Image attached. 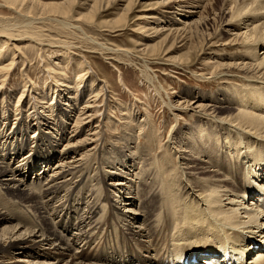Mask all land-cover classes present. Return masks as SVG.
Instances as JSON below:
<instances>
[{
  "label": "bare ground",
  "instance_id": "bare-ground-1",
  "mask_svg": "<svg viewBox=\"0 0 264 264\" xmlns=\"http://www.w3.org/2000/svg\"><path fill=\"white\" fill-rule=\"evenodd\" d=\"M2 1L19 13L51 15L86 38L65 18L93 20L112 10L111 26L120 27L145 2ZM151 2L138 9L135 48L151 56L161 49L162 62L182 69L201 43L193 74L210 91L184 87L176 100L167 93L162 102L176 120L167 143L141 146L133 127L119 138L122 145L112 139L101 149L94 114L105 84L83 81L91 72L86 61L78 62L79 81H56L54 95L42 96L45 106L33 117L22 110L26 83L14 88L19 98L7 123L0 122V264H264V0ZM5 36L0 55L17 40ZM10 44L13 56L0 68L5 78L23 57ZM150 69L141 74L153 86ZM181 113L188 124H181Z\"/></svg>",
  "mask_w": 264,
  "mask_h": 264
},
{
  "label": "rangeland",
  "instance_id": "rangeland-1",
  "mask_svg": "<svg viewBox=\"0 0 264 264\" xmlns=\"http://www.w3.org/2000/svg\"><path fill=\"white\" fill-rule=\"evenodd\" d=\"M40 1L47 3L60 2L63 0ZM143 1H145L144 4L137 6V9L129 15L127 23L120 27L113 28L111 26L112 20L117 18L112 10L103 12L93 20L74 22L72 17L68 16L65 18V21L68 23L73 22L72 24H79L87 36H90L92 39L90 37V39L86 38V35H83L78 29L63 25V23L54 19L51 15H44L46 18L40 15L33 16L0 6V34L3 36L7 34L9 37L17 39L15 41L12 40L10 43H17L20 55L23 56L17 59L16 66L10 70L7 78L4 76L5 72H0V81L6 79L1 89L5 95L0 98V122L7 123L9 115L13 112V110L11 112L9 109H11L13 105L15 106L13 101L19 98V91L17 94H13L14 88L21 90L24 88L22 87L23 83H26L27 91L24 95L26 97V102L24 106L21 107L22 110H25L24 113L27 118L30 112L33 117L34 113L41 110V105L42 107L45 106L42 96L47 95L48 98H50L51 94L52 96L54 95V86H57L56 81L60 82L64 80L65 82L72 81V83H77V81H79L78 77L76 78V74L81 70V66H79L78 62L83 60L87 62H85V64L89 66L91 70L90 74L83 77V81H91L90 79L93 78L100 84L101 82L99 81L102 79L105 84L104 93L97 97L95 103V122L100 125V133L97 141L100 143H98V147L103 148V146H110L112 139L117 145H122V140L119 138L124 136L123 133L129 134L133 127L135 131L137 130L135 135L141 136L139 142L141 140V142H144H140L141 146L150 147L151 144L156 145V139H158L161 144L167 143L173 132V127L176 125V120L162 100L167 101L168 95L172 96L173 100H176V94L180 93L184 87L207 92L210 91V85L207 81L200 80L193 74L194 71L197 70L194 69L195 64L199 65L201 62V56L199 55L201 43H198L189 60L181 63L180 66L183 67L182 69L162 62L161 49H156L154 56L143 55L137 51V48H135L137 47L136 43L141 37V34L135 31V18L136 15L140 13L138 9L152 7V0ZM0 2L3 3L2 0H0ZM142 12L151 11L145 10ZM46 19H48V22ZM7 27L8 29H4ZM10 43L8 42L7 45L2 47L0 68L9 63V59L13 56ZM100 43L112 49H127L129 53L127 55L121 52L116 53L104 49L101 47ZM159 46L162 49L165 48V44ZM183 51L184 50L177 51L176 53L182 56ZM146 65L151 68L148 72L156 77L153 86L147 84L141 74L142 71L145 70ZM51 68L52 73L49 72ZM61 77L62 80L60 79ZM160 85L164 87L161 89L162 91L160 90ZM49 86H51V88H49ZM157 90L160 91L161 95L156 94ZM90 93V90H88V96ZM183 114L181 113L179 117H181V124L185 125L189 122L186 116L187 113ZM144 116L145 118L149 117V121H147L149 124L145 126L141 125L140 128L138 127V124H141L139 120L145 119ZM14 117L15 114H13V118ZM32 117H29L30 119L26 118L25 121H29V123L32 124L37 123V119H32ZM136 117H138V121ZM15 122L16 120H10L11 125H15ZM128 123L131 128L129 127L126 130L123 126ZM134 123L135 125H133ZM35 126L37 125L35 124ZM70 126H73V120ZM112 126H115V129ZM143 130H145V133H143ZM150 133L154 135L152 134V136ZM30 135H33V133H30ZM144 139L145 141H143ZM98 151H100V149ZM160 151L163 150L161 149ZM101 152L102 151H100V156H102ZM91 157H93V155ZM91 157H89L88 161L86 160L88 167L89 165H93V158ZM88 171H90V169ZM32 176L31 174L30 177ZM112 198L114 201L117 200L115 195H113ZM118 201H120L119 198ZM12 210L15 211V208H12ZM27 219L31 222V225L34 226V221L29 218ZM154 219H157L156 216ZM112 244H116L115 240ZM85 249H87V247H85ZM255 251L248 255L246 260L251 257Z\"/></svg>",
  "mask_w": 264,
  "mask_h": 264
}]
</instances>
